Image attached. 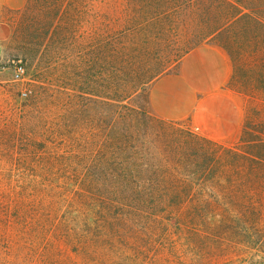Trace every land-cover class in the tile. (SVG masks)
Segmentation results:
<instances>
[{"label": "rangeland", "instance_id": "374dc122", "mask_svg": "<svg viewBox=\"0 0 264 264\" xmlns=\"http://www.w3.org/2000/svg\"><path fill=\"white\" fill-rule=\"evenodd\" d=\"M154 1L8 0L19 8L0 17L8 24L0 45V264H166L177 253L167 239L179 233L175 222L153 218L160 207H117L94 219L91 200L66 196L89 187L83 177L102 170L111 139L155 154L149 165L200 153L185 133L210 139L189 120L163 125L149 110L151 84L188 49L215 44L232 61L240 133L210 141L232 148L246 122L264 123L256 113L264 111V0H240L248 17L204 42L208 9L219 20L235 13L224 0L146 6ZM17 62L26 69L20 81ZM133 86L139 91L128 98Z\"/></svg>", "mask_w": 264, "mask_h": 264}, {"label": "trees", "instance_id": "16d2710c", "mask_svg": "<svg viewBox=\"0 0 264 264\" xmlns=\"http://www.w3.org/2000/svg\"><path fill=\"white\" fill-rule=\"evenodd\" d=\"M188 2L189 7L201 4ZM224 2L235 13H225L219 20L214 16L217 13L208 9L203 17L205 32L199 41L215 38L248 17L249 8L240 0ZM165 5L159 0L146 4L154 10ZM156 15L161 18L163 12ZM127 71L128 75L132 71L129 66ZM132 88L128 98L139 91ZM159 121L172 125V121ZM184 137L200 146L195 158L188 160V154H178L174 161L162 156L155 165L146 164L158 159L155 154L132 141L118 146L119 142L111 139L113 148L102 170L85 174L83 180L89 182V187H79L66 198L91 200L93 205L87 207L94 219L117 207H160L153 216L155 222L170 220L179 229L178 234L167 236L177 253L169 254L166 264H264V123L246 122L239 143L232 148L190 133ZM186 140L182 142L186 144ZM139 162L150 168L140 170Z\"/></svg>", "mask_w": 264, "mask_h": 264}, {"label": "crops", "instance_id": "0c3cea01", "mask_svg": "<svg viewBox=\"0 0 264 264\" xmlns=\"http://www.w3.org/2000/svg\"><path fill=\"white\" fill-rule=\"evenodd\" d=\"M21 5V3H20ZM8 0H0V17ZM8 24L0 19V45ZM232 61L227 51L203 44L187 54L174 72L154 81L149 89V110L165 121L189 120L202 136L217 142L234 140L240 133L242 110L228 88Z\"/></svg>", "mask_w": 264, "mask_h": 264}, {"label": "built area", "instance_id": "2783aa9c", "mask_svg": "<svg viewBox=\"0 0 264 264\" xmlns=\"http://www.w3.org/2000/svg\"><path fill=\"white\" fill-rule=\"evenodd\" d=\"M26 69L25 66L22 64V62H17L15 66V79L16 81H20L23 79L25 75ZM24 95H27L24 93Z\"/></svg>", "mask_w": 264, "mask_h": 264}]
</instances>
